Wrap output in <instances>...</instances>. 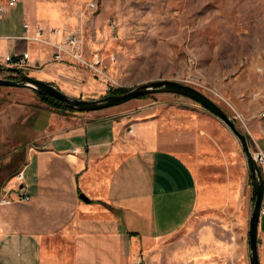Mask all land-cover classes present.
Instances as JSON below:
<instances>
[{"label": "crops", "instance_id": "obj_1", "mask_svg": "<svg viewBox=\"0 0 264 264\" xmlns=\"http://www.w3.org/2000/svg\"><path fill=\"white\" fill-rule=\"evenodd\" d=\"M19 2L9 7L0 0L6 8L0 17V75L15 72L5 63L7 55L29 52L30 62L52 57L50 45L24 38L36 28L52 41L60 38L29 20ZM32 70L27 74L50 83L72 73L58 63ZM151 112L129 120L108 110L38 111L34 139L18 170L24 178L12 179L1 194L10 202H0V264H181L189 258L217 264L209 263L215 244L223 249L214 260L226 256L228 235L243 233L237 218L243 182L234 179L212 130L196 119L181 124L173 111Z\"/></svg>", "mask_w": 264, "mask_h": 264}, {"label": "rangeland", "instance_id": "obj_2", "mask_svg": "<svg viewBox=\"0 0 264 264\" xmlns=\"http://www.w3.org/2000/svg\"><path fill=\"white\" fill-rule=\"evenodd\" d=\"M19 3L29 10V20L53 34L58 31L59 39L70 33L80 37L82 62H55L51 57L46 60L48 64L38 69L45 70L54 63L68 67L72 73L52 84L69 95L98 99L117 88L128 92L153 81H178L199 89L219 104L247 135L252 153L264 151V0ZM33 72L30 69L21 74ZM11 75L20 76L17 72H3L0 77ZM42 107L63 111L48 105L31 89L0 86V199L26 160L28 145L35 136L33 125ZM204 109L199 102L182 95L154 93L100 111L108 110L116 118L139 120L145 111L156 114L168 110L181 116V124H191L196 119V125L214 132L226 152L234 179L243 182L245 194L243 204L237 207L242 236L228 235L230 251L221 260L214 258L220 256L223 248L213 245L209 263L251 264L249 216L255 203L251 169L241 141L225 122L205 116ZM262 236L259 235V243ZM187 241L184 248L189 247ZM193 260L185 259L181 264H193ZM260 260L264 264L262 255ZM158 264L173 263L168 259ZM195 264L204 262L201 259Z\"/></svg>", "mask_w": 264, "mask_h": 264}, {"label": "water", "instance_id": "obj_3", "mask_svg": "<svg viewBox=\"0 0 264 264\" xmlns=\"http://www.w3.org/2000/svg\"><path fill=\"white\" fill-rule=\"evenodd\" d=\"M0 86L28 88L41 95L49 94L78 112L100 111L154 93H173L199 102L208 111L225 122L243 145L253 177V191L255 194V203L251 211L249 229L250 262L251 264H261L259 255V223L264 203V176L254 159L247 135L237 127L235 121L228 113L205 93L191 85L178 81L158 80L139 85L126 93L111 94L98 99H84L69 95L58 86L28 74H21L16 79L0 77Z\"/></svg>", "mask_w": 264, "mask_h": 264}, {"label": "built area", "instance_id": "obj_4", "mask_svg": "<svg viewBox=\"0 0 264 264\" xmlns=\"http://www.w3.org/2000/svg\"><path fill=\"white\" fill-rule=\"evenodd\" d=\"M7 1L9 7H15L19 0H7ZM5 13H6L5 6L0 4V17H2ZM24 27L25 30L29 32L31 28V24L25 23ZM56 33L57 35L59 34L58 31H54V34ZM24 38L28 40H34L41 44L50 45L53 48L52 60L55 62H66L69 59L78 60L81 62L83 61V56L81 51V40L80 37L75 33L64 34L62 35L61 39L52 41L43 35L42 29L36 28L35 33L33 35L27 34L26 36H24ZM30 58L31 57L29 52H25L23 54H19L16 56L7 55L5 57V63L10 65L15 70V72H17V74L20 76L21 73L26 70L39 69L45 66L46 64H48V62L41 61L39 59H37L34 62H30ZM128 130L129 132H133V127L129 126ZM253 155L257 165L264 173V151L261 149L256 150L253 153ZM15 178L19 182L22 181L24 178L23 170L18 171L15 174ZM21 196L23 199H28V196L25 193L24 194L22 193ZM0 202H5V203L10 202V199L7 198L6 196H3L0 199ZM262 212H264V203L262 206ZM259 251L261 253L260 256L262 255V257H264V236L260 237ZM133 264H142L141 259H137L136 261L133 262Z\"/></svg>", "mask_w": 264, "mask_h": 264}, {"label": "trees", "instance_id": "obj_5", "mask_svg": "<svg viewBox=\"0 0 264 264\" xmlns=\"http://www.w3.org/2000/svg\"><path fill=\"white\" fill-rule=\"evenodd\" d=\"M1 69V67H0ZM9 78H19L20 76H8ZM127 92L126 89L124 88H117L115 89L112 94H122V93H125ZM40 98L46 102L48 105L52 106V107H55L57 109H61L63 111H66V110H69V111H72V112H77L76 110H73L72 108H70L68 105H66L65 103H63L61 100L57 99L56 97L52 96V95H49V94H45V95H41L39 93H37ZM144 97V96H143ZM253 200H255V196H253Z\"/></svg>", "mask_w": 264, "mask_h": 264}]
</instances>
